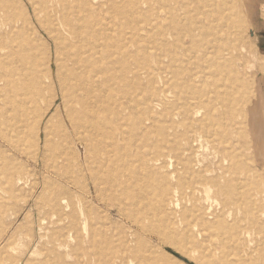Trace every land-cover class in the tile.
<instances>
[{
	"label": "bare ground",
	"instance_id": "6f19581e",
	"mask_svg": "<svg viewBox=\"0 0 264 264\" xmlns=\"http://www.w3.org/2000/svg\"><path fill=\"white\" fill-rule=\"evenodd\" d=\"M27 1L59 57L53 59L56 75L49 58L40 62L34 41L16 49L0 39V118L6 99L20 113L21 126H31L37 138L43 130L47 145L57 149L48 123L60 99L67 127L85 150L69 175L76 190L69 192L77 195L72 224L88 238L85 258L92 264H176L165 252L169 247L195 264H264V179L251 180L245 152L249 143L256 161L264 160L258 123L264 69L255 67L252 49L239 44L250 43L242 22L259 23L261 0H244L245 6L236 0L244 8L238 13L230 0H170L167 7L166 0ZM17 23L10 18L0 29L11 31ZM192 62L199 64L194 71ZM204 73L213 87L209 98L217 103L207 118L219 124L221 138L229 131L236 138L234 150L214 166L198 149ZM56 130L64 137L62 122ZM154 133L158 138L148 145ZM60 152H50L53 166H66ZM164 155L172 160L168 167L160 163ZM166 167L171 170L164 173ZM97 204L114 209L128 229L109 228ZM188 244L201 249L196 257ZM55 257L60 264L63 255Z\"/></svg>",
	"mask_w": 264,
	"mask_h": 264
},
{
	"label": "rangeland",
	"instance_id": "374dc122",
	"mask_svg": "<svg viewBox=\"0 0 264 264\" xmlns=\"http://www.w3.org/2000/svg\"><path fill=\"white\" fill-rule=\"evenodd\" d=\"M230 1L235 7L233 10L237 13L239 9L244 10L243 7L240 8V4L236 5V0ZM188 2L201 4V0H188ZM216 3L214 2V5ZM240 3L245 6L247 2L241 0ZM172 4L173 2L170 0L163 2L165 7ZM258 12L260 15L259 23L250 24L248 18L242 22L247 27V31L242 36H247L245 39L249 40L250 43L244 40L239 44H243L245 49H252L253 57L251 59H253L255 67L264 69V0H261ZM10 18L17 19L18 23L11 31H6L4 28L0 29V39L12 45L15 43L14 47L16 49L21 43L29 46L34 41L33 46L40 62L45 63V57L49 58L54 77L56 75L54 72L57 70L54 60H59V57L55 55L46 35L32 18L28 1L0 0V23ZM243 24H241L242 27H244ZM198 66L199 64L192 62L189 68L194 71ZM40 68H43L41 64H39L38 69L42 73L43 69ZM41 77L43 78V75ZM252 81L253 83L255 81L253 77ZM141 83L144 87L148 81L143 79ZM210 83V76L204 73L203 78L198 83L199 114L196 118L199 121L198 130L203 135L200 138L202 146L198 148L199 153L208 160V163L214 166L226 151L231 152L234 150L236 138L230 131L228 132V140L227 138H221L222 131L219 124H212L210 119L207 118L208 116L211 118L217 112L216 100L214 97L209 98L213 89ZM254 89L253 86L251 91ZM52 94L53 92L51 96ZM59 100H56L55 105L50 110L57 111L56 105H58L59 111L54 114L48 123V128L54 134L49 141L57 149L47 145L43 130L39 132L42 135L37 138L36 132L32 130L31 126H21V123L18 122L20 113L14 109L12 110V106L6 99L5 102H2L1 113L3 117L0 118V264H57L55 257L57 252L63 255L60 264H92L83 255L89 248L88 238L80 227L73 226L71 220L72 204L75 200L74 196L77 195L72 193L76 190L70 176H72L76 162L82 163L84 161L85 150L67 127L63 115L64 109ZM48 101H50V97ZM8 109L11 110L8 111ZM260 111L258 123L264 127V107ZM239 120L237 119L238 122ZM61 122L65 125L64 137L56 130L57 125ZM162 125L167 129L169 124L165 121ZM204 125L205 129H203ZM237 125H239L241 132L245 134V126L241 123H237ZM167 131L172 132L171 129ZM156 138L158 137H155V133L148 136V145L153 143ZM261 138L264 139V134ZM151 148L152 146H144L142 149L145 153H148ZM50 152L53 154L60 152L61 156L66 158V166H53L54 158ZM245 152L249 159H246V161L248 162L247 168L251 180L263 181V158L261 157L260 162L256 161L254 155L250 152L249 143L245 146ZM168 158L164 155L160 163L168 167L170 161H172ZM167 167L163 169L164 173L171 170ZM167 181L173 191L174 183L172 179H167ZM174 198H179V194L175 193ZM54 199H57L56 201L60 205L58 209H53ZM62 199L66 201L60 203ZM95 206L97 211L99 210L108 215V227L113 231L121 232L128 229V222L121 219L114 209L108 210L102 204ZM166 212L169 214L170 209L167 208ZM200 250L198 247L193 248L192 245H187V251L193 254L194 257L200 253ZM165 252L176 264H195L169 247L166 248ZM164 264H168V262L164 261Z\"/></svg>",
	"mask_w": 264,
	"mask_h": 264
}]
</instances>
